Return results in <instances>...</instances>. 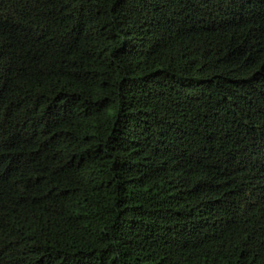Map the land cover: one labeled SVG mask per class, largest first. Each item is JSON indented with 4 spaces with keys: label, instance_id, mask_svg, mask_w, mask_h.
<instances>
[{
    "label": "trees",
    "instance_id": "16d2710c",
    "mask_svg": "<svg viewBox=\"0 0 264 264\" xmlns=\"http://www.w3.org/2000/svg\"><path fill=\"white\" fill-rule=\"evenodd\" d=\"M0 264H264V0H0Z\"/></svg>",
    "mask_w": 264,
    "mask_h": 264
}]
</instances>
